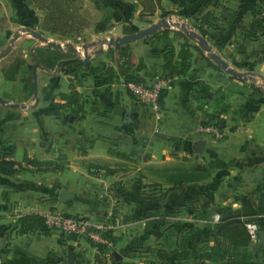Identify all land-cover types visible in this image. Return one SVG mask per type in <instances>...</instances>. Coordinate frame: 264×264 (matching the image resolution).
I'll return each mask as SVG.
<instances>
[{"label":"crops","instance_id":"0c3cea01","mask_svg":"<svg viewBox=\"0 0 264 264\" xmlns=\"http://www.w3.org/2000/svg\"><path fill=\"white\" fill-rule=\"evenodd\" d=\"M32 1L0 0V19L6 22L0 28L1 43L8 38L7 46L17 30H24L20 28L25 15H30L27 10L39 22L44 20V14L34 11ZM100 1L113 12L108 16L122 23L123 33L124 24L137 26L142 16L153 19L147 25L159 20L160 8L148 15L139 0ZM176 3L169 0L171 5ZM262 5V0L184 2L181 9L186 21L181 23L203 35L246 77L209 65L193 46L190 67L170 78L157 109L139 103L123 76L107 78L108 48L97 51L96 59L91 55L96 70L86 68L83 83L77 86L86 108L82 119L69 116L70 110L61 106L60 93L70 91V67L64 65L67 71H63L48 66L50 61H39L37 93L34 86L29 93L33 69L20 75L24 66L19 78L8 79L3 68L12 60L0 61V96L6 100L0 101V156L13 145L15 151L7 157L22 165L13 174L0 172V264L47 260L94 264L98 250L84 238H69L57 228L22 229L19 220L30 213L63 210L93 220L113 213L114 233L119 236L116 246H127L129 231L139 225L141 238L136 244L144 245L147 236L141 232L145 226L153 228L161 209L164 195L156 182L164 174L162 181L168 186L194 183L195 188L185 195L197 197L206 215L224 205L241 209L244 199L254 210L252 216L264 213V35L248 39L243 31ZM208 11L217 18L215 24L203 20ZM176 30L168 38L150 34L132 44L136 57L145 60L139 73L146 83L163 76L167 44L180 51L184 38ZM118 103L132 107L131 123L115 111ZM213 114L219 115L220 136L202 128ZM61 190L69 194L64 200H60ZM176 193L173 188L169 195ZM133 250H121L123 259L139 262Z\"/></svg>","mask_w":264,"mask_h":264},{"label":"rangeland","instance_id":"374dc122","mask_svg":"<svg viewBox=\"0 0 264 264\" xmlns=\"http://www.w3.org/2000/svg\"><path fill=\"white\" fill-rule=\"evenodd\" d=\"M33 1L35 2L34 5L36 7H34V11L44 14V17L46 15L47 10L46 8H42V10H40L41 6L39 5L41 4L46 6L53 4V2L48 0ZM95 1H98V3ZM177 2L179 3L171 5L169 4V0H163L162 7L158 11L157 17L159 18V20L156 21V23L159 21H169L175 27L173 29L177 28L176 31H184L181 27V21H186V19L182 18L183 13L181 7L183 6L184 2H187V0H177ZM74 7L77 8V15L75 16V19L72 22H39L32 14L33 11L29 13L27 10L26 13L30 15H25L26 18L23 21L24 26L20 28L24 30L20 31V36L15 40L12 49L3 57H1L2 60L0 61L6 62L8 60H14L16 57L24 58L27 64L25 65L24 63L21 66V68L26 66V70H21L20 75H22L24 72L32 71L36 60H42L43 63H46L48 61L52 62L55 59L60 60L63 56L85 57V52L90 55V58L91 55H93L92 59H96L98 57V48H100L101 46H104V48H109L111 46L115 47L116 45H108V40L110 38H117L123 34H126L125 32H122V23L114 21L112 17L110 18V16H108V14H111L113 12L109 8H105V6L102 5V1L99 2V0H74ZM157 17H155V19ZM2 19H0V28H2L6 24V22ZM173 19L175 21H179V24L177 25L176 22L173 23ZM151 20L153 21L150 16H142L141 18L137 19V22H135L137 26H134L137 30L140 28L147 27L149 26L147 24H150ZM7 24L9 25V23ZM45 26H51L54 29H57V31H51ZM26 28H31L40 31L45 36L47 35V39L62 43L64 48L60 49L48 45L46 40H41L39 37L31 34L29 31L26 30ZM164 28L166 27H162L158 31L161 32ZM60 31L63 33H61ZM184 33L188 36L192 45H194L193 43L195 42L199 44L198 39L196 37H190L185 31ZM7 42L8 38L2 39V43L0 39V48L2 47L3 49H5L4 46L6 47L5 44ZM135 42L136 40L130 42L131 48L133 47L132 44ZM71 45L77 47V50H72L70 48ZM199 46H201L204 51H206V49L201 44H199ZM24 54L25 57H23ZM207 55L213 61L216 62V60L211 56L209 52H207ZM57 66H59L63 71H67L64 70V64L58 65L57 63L53 68ZM65 69H67V67ZM17 78H19V74ZM32 83L28 90L29 93L33 90ZM165 176L166 174L161 175V181L156 182L159 190L163 192L164 197L161 201V209L159 212V216L155 217L153 228L152 226H150L149 228L145 226V228L141 232L142 235L145 234L147 236L146 240L145 238L142 239L145 240L143 243L144 245L136 244L141 238V236H138L140 233L139 225L135 226L129 231L130 238H127V246H116V241L118 240L119 236L114 233V217L116 218V216L113 213H107L103 217H97L95 220L85 215L76 216H83L87 219H91L93 221L98 222L104 221L105 223L112 225V228L107 230V235L108 233H111L112 236L115 237V241L111 238L113 240V243L111 245L106 244L107 247L105 251V257H107V259L111 262L115 258L123 259L121 250H133L136 247H141V249L133 251L137 252V257L141 259L140 261H142L143 264H220L225 262V259L228 258L230 255V248L228 247L227 241L223 240L219 236L214 235L213 233V225H215L216 223L214 219L215 213H213V215H206L205 213H202L200 206L201 203L199 202L200 200L197 197H189L188 195H185L190 194L189 191L191 190V187L195 188L194 183H188L186 187H183L185 183L180 181L173 182V184L168 186L165 181H162L163 178H166ZM173 188L177 189V193L174 197H170L169 192ZM204 217H206L204 219L205 221H203ZM173 221L190 222L193 224V228H186V230L179 234L178 247H176L175 249L172 247L164 248V246L168 244L167 241H170L172 245H175L172 236L165 238L161 234L165 226ZM201 223L202 225H199ZM195 227L201 228L202 231L195 230ZM61 232L63 231L61 230ZM126 232L128 231H121V234ZM63 235L75 239H89L85 235H82L81 237H76L73 234L67 233L65 231L63 232ZM94 243L92 244L96 246ZM263 244L264 243H262L260 239L251 240L249 246L245 248H240L239 251L236 252V254L240 257H249L261 262V251ZM207 253L210 254L212 257L205 256L207 255ZM124 256L131 255H126L124 253Z\"/></svg>","mask_w":264,"mask_h":264},{"label":"trees","instance_id":"16d2710c","mask_svg":"<svg viewBox=\"0 0 264 264\" xmlns=\"http://www.w3.org/2000/svg\"><path fill=\"white\" fill-rule=\"evenodd\" d=\"M53 2L52 5H39L41 8H46L47 12L44 17L43 22H72L77 15V8L74 7V0H48ZM143 5L144 13H154L157 8L162 7V0H140ZM263 5L259 7L256 12L254 19L248 25L243 27V31L248 39H258L261 35H264V0ZM203 20L209 24H215L217 18L210 12H206L203 15ZM51 31H57L51 26H45ZM137 29L131 24H124L123 31L125 33L135 32ZM59 31V30H58ZM173 29L166 27L161 32L153 33V36L158 39L170 37ZM61 32V31H60ZM184 40L181 43L180 51H176L174 44L169 43L165 46L163 50L164 63H163V76L165 78H172L174 75L181 74L188 70L190 67V59L193 55L192 47L199 50L203 57L207 60L208 64L211 66L220 67L218 63L213 61L204 51V49L199 45H192L188 36L184 31L179 30ZM63 33V32H61ZM245 46V45H241ZM108 52L111 55V61L106 66L107 78H114L115 76H123L126 82L129 81H143L144 78L140 75L139 71L146 65L143 57L137 58L133 53L130 43L118 44L115 47L111 46L108 48ZM70 58V60L64 63L65 66L71 68V73L73 77L71 78L70 91L61 92L60 97L63 99L61 106H66L70 110L69 116L74 115L76 119H82L85 116L86 108L85 102L83 100V94L78 89V85L83 83V76L87 73L86 68L91 70H96V67L91 61L85 62L84 59L71 56L65 57ZM59 59L50 61L48 66L54 67L58 63ZM26 63V60L22 57H16L9 64L5 65L3 70L5 76L8 79H16L18 77L21 66ZM33 87V86H32ZM208 89V86H207ZM255 90L261 92L258 87ZM166 93V88H164L160 95V102L163 101L164 95ZM219 115L213 114L211 120L205 119L203 125L215 124L220 125ZM15 151L13 145H8L2 155L0 156V172L5 174H13L22 168V165L18 163L14 158L7 157L12 155ZM220 218L216 221L214 226V235L219 236L223 240L228 242V247L230 248V255L226 258L225 262L220 264H264V244L262 245V259L261 262L254 260L249 257H240L236 254L240 248H245L250 245L252 236L248 232L246 227L247 220L252 216L254 210L248 205L247 201L244 199V205L241 209L233 208L230 205H224L218 208ZM21 228L24 229H34L40 228L47 230L49 227L46 223L44 215L38 213H30L23 215L20 218ZM193 224L190 222L183 221H173L170 222L162 230V236L165 238L172 236L175 245H172L170 241L164 246V248H176L179 245V234L186 230V228H193ZM63 233V232H62ZM114 241L115 237L111 233H108ZM73 237V236H72ZM89 242L94 243L92 239H88ZM98 252L95 257L94 264H142L140 261L135 260H124L122 258H115L112 262L105 257L106 244L94 243ZM165 250V249H163ZM207 257H212L207 253ZM40 264H82L78 262L69 263L67 261L58 260H47Z\"/></svg>","mask_w":264,"mask_h":264},{"label":"built area","instance_id":"2783aa9c","mask_svg":"<svg viewBox=\"0 0 264 264\" xmlns=\"http://www.w3.org/2000/svg\"><path fill=\"white\" fill-rule=\"evenodd\" d=\"M169 82L170 78L159 77L151 83L129 81L126 82V86L139 103L157 109L161 105V92L169 85ZM202 128L214 132L216 136L221 135L219 125L213 124L203 126ZM44 216L49 227L61 229L63 232L73 234L76 237L85 235L97 243L108 245L113 243L111 237L107 235V230L111 229L112 225L104 221L98 222L83 216L70 215L63 210H53ZM219 218V212L215 213V221H218ZM246 227L252 236V240H259L260 231L264 229V213L250 217L246 222Z\"/></svg>","mask_w":264,"mask_h":264},{"label":"water","instance_id":"95a60500","mask_svg":"<svg viewBox=\"0 0 264 264\" xmlns=\"http://www.w3.org/2000/svg\"><path fill=\"white\" fill-rule=\"evenodd\" d=\"M170 25L169 21H159L157 23H153L147 27L144 28H140L138 30H136L135 32L132 33H126L124 35H121L117 38H110L108 40V45H118V44H122V43H130L132 41L141 39L145 36H148L150 34H153L154 32H157L158 30H160L162 27H168ZM181 27L182 29L190 36V37H196L198 39L199 44H201L207 52H209L211 54V56L216 60V63H218L222 68H224L228 73L238 76V77H246L245 74H243L240 71H237L236 69H234L230 63L224 58L222 57L219 53H217L213 47L210 45V43L208 42V40L201 34L197 33L196 31L192 30L191 28H189L186 24L181 23ZM27 31H29L31 34L39 37L41 40H46L47 44L50 46H54L60 49H63V44L53 41V40H49L47 39L40 31L35 30V29H31V28H26ZM20 36V31L17 30L14 35L12 36L10 43L5 47V49H3L2 51H0V58L3 57L5 54H7L13 47L15 40ZM96 44V43H95ZM85 45V44H84ZM70 48L72 50H77V47L71 45ZM104 50V46H101L97 51H103ZM82 59H84L85 62H89L90 60V55L85 52V57H80ZM70 60V58H63L60 59L58 62V65L64 64L66 61ZM39 66V61L36 60L33 66V77H34V81H33V86H34V92L37 93V67ZM0 101L1 102H6V100L0 96ZM115 111L118 114L124 115L125 116V122L126 123H131L133 121V109L131 106L126 107L120 103L116 104L115 107ZM223 123V121H222ZM204 144V141H201L199 146L202 147ZM69 194L67 193L66 190H61L60 191V200H64L66 197H68ZM260 241L262 243H264V229H262L260 231ZM70 259H73V256H70Z\"/></svg>","mask_w":264,"mask_h":264}]
</instances>
